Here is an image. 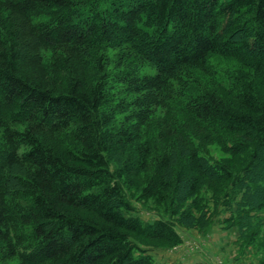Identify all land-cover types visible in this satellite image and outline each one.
<instances>
[{"label": "trees", "instance_id": "obj_1", "mask_svg": "<svg viewBox=\"0 0 264 264\" xmlns=\"http://www.w3.org/2000/svg\"><path fill=\"white\" fill-rule=\"evenodd\" d=\"M42 14L52 17L36 23ZM262 86L264 0H5L0 258L154 264L131 234L182 236L170 220L134 215L122 180L146 174L141 196L170 200L177 216L209 179L232 177L193 141L217 132L264 153ZM179 158L184 171L174 172ZM191 207L181 220L201 226L205 213Z\"/></svg>", "mask_w": 264, "mask_h": 264}, {"label": "rangeland", "instance_id": "obj_2", "mask_svg": "<svg viewBox=\"0 0 264 264\" xmlns=\"http://www.w3.org/2000/svg\"><path fill=\"white\" fill-rule=\"evenodd\" d=\"M4 1L0 0V4ZM9 16L5 15L6 21ZM51 17L50 14H42L35 21L42 22ZM117 53L115 50L109 51L111 61ZM53 54L54 51H49L46 57H52ZM219 62L223 63L224 69H233L232 62ZM212 64L217 63L214 61ZM146 71L154 72L150 68H146ZM216 76L221 80V74ZM231 83L226 79L221 84L232 88L234 85ZM261 93L264 94V86L261 87ZM220 136L224 135L215 132L212 139L205 142L196 139L193 145L199 148V154L209 164L220 163L229 167L232 177L224 176L215 181L209 179L194 197L178 206L177 216L172 212L174 207L169 210L170 200L141 196L146 174L137 176L133 183L122 180L124 194L134 209V215L147 222L160 218L170 220L182 236V243L173 244L131 234L132 240L153 256L154 264H260L264 260V153L258 151V159L253 146L240 151L237 147L242 149L245 144L238 143L237 140L232 142L231 139L234 138L225 140V136ZM49 138L59 147H68L72 143L66 136L53 135ZM227 141L229 144H225ZM234 143H238V146ZM184 163L179 158L174 165V172L184 171ZM253 168L255 172L252 171ZM249 203H258L260 209L251 208ZM189 205L197 216L203 217L205 213L201 226H187L181 220L180 213L187 210ZM0 264H20V261L17 257L0 258Z\"/></svg>", "mask_w": 264, "mask_h": 264}, {"label": "crops", "instance_id": "obj_3", "mask_svg": "<svg viewBox=\"0 0 264 264\" xmlns=\"http://www.w3.org/2000/svg\"><path fill=\"white\" fill-rule=\"evenodd\" d=\"M211 264V263H210Z\"/></svg>", "mask_w": 264, "mask_h": 264}]
</instances>
